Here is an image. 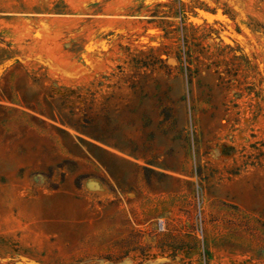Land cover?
<instances>
[{"label": "rangeland", "instance_id": "rangeland-1", "mask_svg": "<svg viewBox=\"0 0 264 264\" xmlns=\"http://www.w3.org/2000/svg\"><path fill=\"white\" fill-rule=\"evenodd\" d=\"M0 264H264V0H0Z\"/></svg>", "mask_w": 264, "mask_h": 264}]
</instances>
